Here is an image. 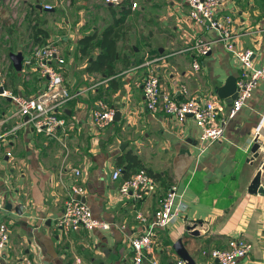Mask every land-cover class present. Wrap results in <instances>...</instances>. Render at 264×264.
<instances>
[{
	"label": "crops",
	"instance_id": "1",
	"mask_svg": "<svg viewBox=\"0 0 264 264\" xmlns=\"http://www.w3.org/2000/svg\"><path fill=\"white\" fill-rule=\"evenodd\" d=\"M166 2L168 6L152 7L155 18L139 11L147 24H156L160 43L151 47L144 42L131 54L121 51L120 58L115 55L112 72L106 74L105 69H87L97 49L82 53L79 40L98 36L106 25L118 32L127 16L138 11L129 0L118 5L102 0H0L3 90L22 96L40 92L45 81L32 67L21 70V62L32 45L54 40L62 50L64 63L59 69L71 94L57 109L66 123L63 141L35 134L24 124L0 144V221L9 230L0 264L21 256L36 264H130L127 238L142 228L134 214L139 211L150 220L157 199L170 184L176 186L178 212L171 223L155 231L150 254L157 264H175L180 259L171 248L177 238L194 264H213L208 251L223 247L234 236L250 243L249 252L237 264H264V194L247 192L257 170L264 188V78L226 120L222 137L204 148L191 118L178 124L162 112H148L139 86L144 67L138 65L144 60L153 61L160 90L178 98L183 97L179 85L185 87L187 96L217 98L215 88L226 77H235L240 67L215 31L192 23L180 0ZM46 4L52 8L44 9ZM227 6L233 13V48L250 49L253 64L263 65L264 6H255L253 0H230ZM14 10L16 22L10 13ZM198 38L209 45L205 55L189 49ZM17 53L21 56L18 71L10 58ZM193 60L198 70L192 69ZM98 99L119 112L104 128L95 127L90 119ZM219 103V113H223L229 104ZM14 108L9 97L0 96V131L18 121L9 117ZM254 140L260 145L258 155L249 161ZM127 153L155 174V190L140 200L117 194L118 184L133 170L125 171L127 163L116 161ZM72 168L80 171L84 203L93 217L109 222L108 230L63 234L55 227L72 182ZM116 168H121L120 173L112 179Z\"/></svg>",
	"mask_w": 264,
	"mask_h": 264
},
{
	"label": "built area",
	"instance_id": "2",
	"mask_svg": "<svg viewBox=\"0 0 264 264\" xmlns=\"http://www.w3.org/2000/svg\"><path fill=\"white\" fill-rule=\"evenodd\" d=\"M121 0H102L104 4L118 5ZM187 9V15L197 27L213 30L223 41L224 48L231 52L233 58L239 63V70L234 77L235 96L223 113L220 111L219 101L214 99H201L197 96H187L183 85L178 86L182 98L162 92L159 87L157 71L152 60H144L138 66L144 67L139 86L143 96V103L150 113L162 112L181 124L187 117L191 118L199 129L201 148L220 139L223 135L226 120L232 118L240 110L256 88L259 81L264 78V64L256 66L251 60L250 49H234L230 41L232 34L233 13L227 8L230 0H180ZM131 8L136 7V2L129 0ZM44 9H51V5H44ZM197 55H205L209 50L207 42L196 39L189 48ZM64 63L60 46L54 40H46L41 44L31 46L29 53L22 59L21 70L32 67L36 75L45 81L43 89L32 95L22 96L11 94L6 90L0 96L9 97L15 108L10 114L18 121L0 131V144L13 136L15 131L26 124L38 135L63 141L65 135V120L57 113L71 94L63 83L60 66ZM193 70L199 69L196 60L191 62ZM112 106L103 100H96L90 110V119L97 128H104L113 118ZM9 155V152H6ZM121 168L111 172V178L118 177ZM71 184L66 188V197L63 201L61 213L54 221L55 227L63 234L70 231L93 229L108 230L109 222L93 217L89 207L79 197L83 196L84 188L80 183V171L70 169ZM156 188L155 179L145 170L138 169L123 178L117 186V194L121 197H131L140 200L144 195L153 192ZM175 184H170L166 191L157 199L156 208L151 214V219L141 212L136 211L134 218L142 225L138 235L127 238L130 255V264H157L152 254L155 244V231L164 228L176 217L178 208L174 207ZM2 200L0 194V209ZM9 230L4 222L0 221V254L7 245ZM250 243L241 236L230 237L223 247L213 248L208 255L215 261L213 264H237V261L249 252ZM148 256V257H147ZM6 264H36L26 256L8 260ZM175 264H184L177 260Z\"/></svg>",
	"mask_w": 264,
	"mask_h": 264
},
{
	"label": "rangeland",
	"instance_id": "3",
	"mask_svg": "<svg viewBox=\"0 0 264 264\" xmlns=\"http://www.w3.org/2000/svg\"><path fill=\"white\" fill-rule=\"evenodd\" d=\"M135 1L137 3L136 9L138 11L134 10V12H132L130 15H128L125 23L120 27L119 31L116 32V34H117L116 39L119 38L120 42L117 43L118 40L115 41L114 60H115V55L118 56V58H120V56L122 55L121 51L122 52L124 51L127 54H131V53H133V51H135L136 49H139L141 46H143L144 42H147L148 45H150L151 47H156L160 43V41L162 40L158 31H156L157 26H156V24H154V25L147 24L145 22V17H143L140 12H143V14L145 13L147 15V17L151 16L152 18H155L154 15L152 14V12L154 11L152 8L153 6H168V3L166 1L173 2L174 0H166V1L165 0L164 1L135 0ZM10 13H11V18H13L12 20L14 22H16L18 20V13L16 12V10H14L12 12L10 11ZM101 25H99V27H101ZM108 27H109V25H106L103 29L108 28ZM102 31H100L98 33V36H100V33ZM132 31L134 32V34H132ZM98 36H96V37H98ZM96 49L98 52L99 51L98 46H96ZM114 60L112 62H114ZM88 63H90V62H88ZM127 66H128V64H125L123 67H127ZM211 99H214V98H211ZM217 100L219 102H222L221 99H217Z\"/></svg>",
	"mask_w": 264,
	"mask_h": 264
},
{
	"label": "trees",
	"instance_id": "4",
	"mask_svg": "<svg viewBox=\"0 0 264 264\" xmlns=\"http://www.w3.org/2000/svg\"><path fill=\"white\" fill-rule=\"evenodd\" d=\"M241 0H237L239 2ZM253 3L255 6H264V0H253ZM120 21H117L116 24H118ZM115 24V26H116ZM116 31L114 32L112 27L109 26L108 28L103 29V31L100 33V36L96 37L93 35L91 36H85L79 40L80 44V50L82 53H86L90 51V49L94 48L93 46H98L99 51L97 52L96 56L93 60L90 61V63L87 66V69L89 70H101L105 69L106 74L111 73L113 69V60H114V49H115V41L116 39ZM96 38L95 41H92V39ZM141 60H138L135 62V64H139ZM116 161L118 164H121L123 162H126L127 165L124 167V170L127 171L129 167L133 168L130 173L138 170L143 169L145 170L150 176H152L155 179V174L147 171L144 169L140 163L139 160L134 156L133 154L127 153L123 156H119L116 158ZM123 169V168H122ZM129 174L127 173V176Z\"/></svg>",
	"mask_w": 264,
	"mask_h": 264
},
{
	"label": "water",
	"instance_id": "5",
	"mask_svg": "<svg viewBox=\"0 0 264 264\" xmlns=\"http://www.w3.org/2000/svg\"><path fill=\"white\" fill-rule=\"evenodd\" d=\"M12 65L15 70H20V62H21V56L19 53L10 55ZM3 88L0 86V92H2ZM216 96L218 99L224 100L227 104H230L231 100L235 96V86H234V77L228 76L224 80L223 84L220 86H217L214 90ZM118 110H115L113 115V120H116L118 117ZM259 143H257L255 140L252 142L250 146V153L251 156L248 159L251 161L253 158H255L258 155V148ZM264 146V142L262 144ZM247 192L248 193H263L264 194V188L260 184V171L257 170L250 180L248 186H247ZM79 199L83 201L82 196L79 197ZM192 234H197V231H194ZM171 248L176 254L177 257H179L182 261H184V264H194L193 260L189 256L181 238H177L174 242L171 244Z\"/></svg>",
	"mask_w": 264,
	"mask_h": 264
}]
</instances>
